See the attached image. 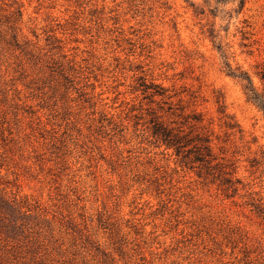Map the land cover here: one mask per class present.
Masks as SVG:
<instances>
[{"label": "rangeland", "instance_id": "374dc122", "mask_svg": "<svg viewBox=\"0 0 264 264\" xmlns=\"http://www.w3.org/2000/svg\"><path fill=\"white\" fill-rule=\"evenodd\" d=\"M238 1L0 0V264H264V115L227 73L264 91V0ZM193 112L202 164L153 130Z\"/></svg>", "mask_w": 264, "mask_h": 264}, {"label": "trees", "instance_id": "16d2710c", "mask_svg": "<svg viewBox=\"0 0 264 264\" xmlns=\"http://www.w3.org/2000/svg\"><path fill=\"white\" fill-rule=\"evenodd\" d=\"M243 6V0L238 1V10H240ZM227 73L228 75L236 78L241 84L242 88L247 96V99L254 103L263 113L264 115V91L259 92L250 78V76L244 72L239 70L238 68L232 69L229 65H227ZM261 78L264 79V71L261 72ZM223 106L220 105L218 107V111L223 114V116L228 117L229 119H225L224 126L229 129L238 128L236 122L232 121L230 116H227L223 112ZM187 116L186 118H188ZM187 120H185L186 122ZM190 124L187 126L188 132H184L186 128L182 125L178 126H169L165 124L162 120H156L154 123L153 130L159 136L161 141L165 144L166 148H172L173 152L176 156L180 157V161L185 164L199 162L200 164L207 162L209 158L215 159V156L212 155V147L211 141L208 134L203 132L204 125L202 124V118L200 115L193 112L191 114ZM189 122V121H188ZM195 130L194 135L192 136L190 133ZM192 144V148L194 150V157L192 159L187 158V153L190 148L188 146ZM188 159V160H187ZM192 167V165L190 166Z\"/></svg>", "mask_w": 264, "mask_h": 264}]
</instances>
